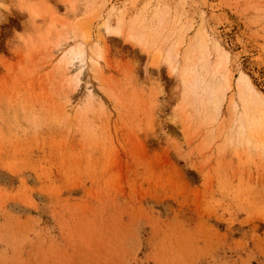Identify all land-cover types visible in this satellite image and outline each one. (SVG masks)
I'll return each instance as SVG.
<instances>
[{"label":"rangeland","instance_id":"1","mask_svg":"<svg viewBox=\"0 0 264 264\" xmlns=\"http://www.w3.org/2000/svg\"><path fill=\"white\" fill-rule=\"evenodd\" d=\"M0 264H264V0H0Z\"/></svg>","mask_w":264,"mask_h":264},{"label":"bare ground","instance_id":"2","mask_svg":"<svg viewBox=\"0 0 264 264\" xmlns=\"http://www.w3.org/2000/svg\"><path fill=\"white\" fill-rule=\"evenodd\" d=\"M122 33H123V28L118 23H116L115 27L112 29L109 28L108 25L103 24L102 26H100V28L98 27L97 32L95 34V38H96V41H98L102 35L111 34V35L120 36V35H122ZM123 37L125 38V40L129 41L132 44H135V45L140 46L142 48L145 47L144 39L141 36L133 33L131 28H129L123 34ZM99 57H100L99 55H96L95 62H97L96 59H98ZM68 59L69 60L67 61V66L65 67V70H66V73L69 74L70 73L69 69L74 65L73 64L74 60H76L77 62H81L83 60V56H82V53H76V54H72L71 56H69ZM171 60H172L171 57L168 55L165 59V62H166V65L168 66V68L173 70L174 66L172 65Z\"/></svg>","mask_w":264,"mask_h":264}]
</instances>
